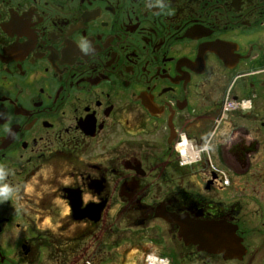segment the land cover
Segmentation results:
<instances>
[{"label":"flooded vegetation","instance_id":"af4514ba","mask_svg":"<svg viewBox=\"0 0 264 264\" xmlns=\"http://www.w3.org/2000/svg\"><path fill=\"white\" fill-rule=\"evenodd\" d=\"M0 167V264H145L158 207L264 264V0H0Z\"/></svg>","mask_w":264,"mask_h":264},{"label":"water","instance_id":"95a60500","mask_svg":"<svg viewBox=\"0 0 264 264\" xmlns=\"http://www.w3.org/2000/svg\"><path fill=\"white\" fill-rule=\"evenodd\" d=\"M76 202L73 210L78 208ZM100 213V212H99ZM157 216L179 227L178 237L186 246H196L198 251L221 254L223 259L240 258V240L235 230L225 223L191 222L187 215H174L158 211Z\"/></svg>","mask_w":264,"mask_h":264},{"label":"rangeland","instance_id":"374dc122","mask_svg":"<svg viewBox=\"0 0 264 264\" xmlns=\"http://www.w3.org/2000/svg\"><path fill=\"white\" fill-rule=\"evenodd\" d=\"M114 197H116V195ZM112 210L113 211H110L109 212L110 219L109 218L106 219L109 222H111L112 221L111 220L112 217H114L118 213L119 207H115L114 206L112 208ZM167 228H168L167 224L163 223L162 224V232L160 233L161 235L158 237V239L160 241L161 249H160V251H157V252H155L153 250L152 253H156V254H158V256H163V257L167 258L170 262H172V256L174 257L175 252L177 254H179V252L180 253H183L184 255L183 254H181V255H183L185 257L187 256V254L190 257H192L190 250H181V247H183L182 244H181V242L179 240H177V238H175V236L169 234ZM134 237H135V234H132L131 233V238H134ZM175 249H177V250H175ZM199 261L200 260H198L197 258H195L192 263H197Z\"/></svg>","mask_w":264,"mask_h":264},{"label":"clouds","instance_id":"9594fccd","mask_svg":"<svg viewBox=\"0 0 264 264\" xmlns=\"http://www.w3.org/2000/svg\"><path fill=\"white\" fill-rule=\"evenodd\" d=\"M7 171L3 167H0V175L6 174ZM12 192V189L7 184H0V195L4 198H8Z\"/></svg>","mask_w":264,"mask_h":264},{"label":"bare ground","instance_id":"6f19581e","mask_svg":"<svg viewBox=\"0 0 264 264\" xmlns=\"http://www.w3.org/2000/svg\"><path fill=\"white\" fill-rule=\"evenodd\" d=\"M150 264H155L154 261H151Z\"/></svg>","mask_w":264,"mask_h":264}]
</instances>
